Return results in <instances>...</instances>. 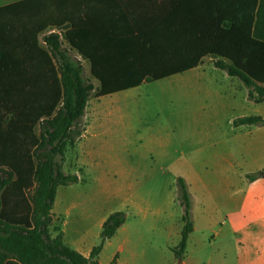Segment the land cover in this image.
I'll return each mask as SVG.
<instances>
[{
	"label": "trees",
	"instance_id": "16d2710c",
	"mask_svg": "<svg viewBox=\"0 0 264 264\" xmlns=\"http://www.w3.org/2000/svg\"><path fill=\"white\" fill-rule=\"evenodd\" d=\"M85 2L20 0L0 7V109H5L0 122V264H99L105 242L126 220L122 211L109 215L89 258L67 246L62 231L46 241L32 228L37 212L51 217L58 186L79 181L76 173L62 170L61 162L84 133L80 123L95 90L82 62L70 57L61 34L52 31L56 27L68 24L65 38L91 63L100 95L185 71L212 55L218 68L264 100V0H176L165 7L164 15L171 10L166 19L137 21L135 32L125 38L97 35ZM263 122L260 116L235 120L236 125ZM178 186L185 209L178 251L183 258L193 226L192 203L183 177Z\"/></svg>",
	"mask_w": 264,
	"mask_h": 264
},
{
	"label": "crops",
	"instance_id": "0c3cea01",
	"mask_svg": "<svg viewBox=\"0 0 264 264\" xmlns=\"http://www.w3.org/2000/svg\"><path fill=\"white\" fill-rule=\"evenodd\" d=\"M16 1L20 0H0V7ZM174 1L176 0H93L95 33L105 38L130 36L135 32L134 23L137 21L152 17L166 19L171 10L164 15V9ZM97 11L100 13L105 11L112 19L102 25L97 18ZM216 59L212 55H206L197 66L158 80L169 82L173 86L171 98L185 103L184 111L178 116L183 119L182 123L187 125L186 129L183 128L182 131H185L183 133H186L189 139L203 142L201 147L183 153L182 158L178 157L171 165L172 167L180 164L203 165L211 168L209 175L197 176V179H192L193 181L187 179L192 203L191 214L193 215L194 211L207 214L206 228L215 233L216 237L224 235L225 238L227 233L232 236L231 246L237 249L239 264H264V122L235 124V120L241 117L260 116L264 119V100H257L259 97L257 93L254 97L251 96V88L241 79L218 68L215 64ZM148 83L143 81L135 87L100 95L97 102L101 106V101L107 96L126 98L134 95V92L141 90ZM164 98H169V95H164ZM117 113L116 109H109L107 117L116 115L118 119L115 123H124V128L129 131L131 127L120 120ZM92 114L91 121L94 128V120L95 122L103 120L105 115L102 109L95 110ZM88 129L84 130L82 136L85 135V131L88 132ZM200 154H202L201 161ZM85 159L87 158L81 155L82 163L86 162L90 167L88 160ZM90 170L87 168L86 173L89 174ZM256 173L261 174L254 179L248 177L249 174ZM76 174L79 177L78 182L58 186L52 212L55 217H62L64 243L89 258L93 248L101 241L103 223L110 214L117 211L105 214L97 220L100 232H96L95 235L91 234L89 225L83 228L86 223L85 217L77 215L75 230L70 233V220L67 216H70L75 204L70 202L62 204V196L67 190L62 188H68L84 180L83 172ZM178 175L180 176V174L174 176ZM102 176L107 178L105 173ZM183 178L185 179L184 176ZM191 182L195 186L196 193L191 191ZM199 185L202 189H199ZM147 197L139 192L130 195L123 211L126 220L115 235L105 242L98 256L99 264H111L113 261L114 264H142L146 259V250L141 248V244L145 241L140 226L150 217L154 221L158 214L164 212L162 207H149L150 201ZM197 197H202L203 201L201 202ZM175 203L174 199L170 205L173 206ZM201 203L204 205L202 208L194 209L195 205ZM218 213L222 216H218ZM191 220L192 230L183 258L179 261L182 264H195L196 259L199 260L197 254L203 251L200 240L194 235L197 223L193 216ZM179 225L178 222L176 231L179 230ZM170 227L174 229L173 223ZM112 244H115L112 252L103 261L104 253ZM193 246L198 247L195 250L191 248ZM217 251L219 256L225 254L223 249ZM175 258L177 259V256Z\"/></svg>",
	"mask_w": 264,
	"mask_h": 264
},
{
	"label": "rangeland",
	"instance_id": "374dc122",
	"mask_svg": "<svg viewBox=\"0 0 264 264\" xmlns=\"http://www.w3.org/2000/svg\"><path fill=\"white\" fill-rule=\"evenodd\" d=\"M84 1H86L85 7L92 9L93 0H77V5ZM101 12H98L97 18L102 25H105V21L112 17L105 11ZM67 25L53 30L61 34L63 47L72 59L82 62L85 79L91 80L96 87L91 93L85 116L80 123L83 130L89 127L88 132L85 131L87 138L85 135L78 138L76 146L68 148L64 162L60 161L59 156L56 157L65 173H84L82 182L62 188L67 189L62 196V204L68 202L75 204L70 216H67L70 220V233L75 230V218L77 215H82L86 222L83 228L89 225L91 234L95 235L96 232H100L97 226L99 218L114 211L123 212L130 195L139 192L146 197L151 196L147 197L150 201L149 207H162L164 211L158 214L154 221L150 217L140 226L145 241L141 244V248L146 250V259L142 264H182L179 263L182 257L178 256V251H180L179 244L185 223L183 219L185 209L178 179L184 176L186 182L187 179L193 181L192 179H197V176L209 175L211 171L210 167L203 165L180 164L176 167L171 165L178 157L182 158L183 153L191 152L203 145L202 141L189 139L187 134L183 133L185 131H182L187 125L182 123L183 119L178 116L184 111L185 103L171 98L173 86L169 82L157 79L150 81L141 90L134 92V95L126 98L107 96L99 106L97 101L100 96V81L91 73V63L65 38ZM43 37L44 35L41 34V44ZM24 63L27 65L26 62ZM164 95H169V98H164ZM98 109L103 110L105 117L97 122L94 120V128H92V113ZM109 109H116L119 119L127 123L131 129L129 131L125 129L124 123H115L118 119L116 115L107 117ZM4 110L0 109V122L5 120ZM81 155L87 158L85 160H88L90 167L86 162L82 163ZM201 156L202 154L200 161ZM87 168L91 169L89 174L86 173ZM104 173L107 178L102 176ZM175 174L180 176H174ZM191 184V191L196 193L194 184L192 182ZM199 189H202L200 185ZM197 198L203 201L202 197ZM174 199L177 204L171 206L170 203ZM203 206V203L197 204L194 209ZM51 214V217L47 218L39 211L33 217L32 228L40 231L46 241L56 238L62 231V217H55L53 212ZM192 216L197 223L194 235L200 240L203 249L197 254L199 260L196 259L195 264H239L237 249L231 246L232 236L227 233L225 238L224 235L216 237L215 233L206 228L207 214L194 211L191 219ZM218 216L222 214L218 213ZM178 222L179 230L176 231ZM172 223L173 230L170 227ZM229 234L231 235V232ZM114 245L106 250L103 261L112 252ZM197 247L191 248L196 250ZM218 249L225 250V254L217 255ZM190 253L193 254V251L190 250Z\"/></svg>",
	"mask_w": 264,
	"mask_h": 264
}]
</instances>
